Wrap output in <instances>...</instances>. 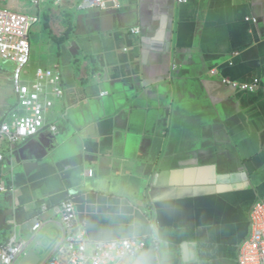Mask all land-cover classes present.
Masks as SVG:
<instances>
[{
    "label": "crops",
    "instance_id": "obj_1",
    "mask_svg": "<svg viewBox=\"0 0 264 264\" xmlns=\"http://www.w3.org/2000/svg\"><path fill=\"white\" fill-rule=\"evenodd\" d=\"M80 1L10 6L43 20L39 42L61 44L54 60L38 45L31 71L59 65L66 94L49 114L56 135L4 146L0 245L31 240L37 220L61 221L42 206L72 195L90 239L149 240L126 264H238L264 201V0H119L105 10ZM49 4L65 9L62 38ZM10 68L0 71V125L17 107ZM62 239L48 225L31 264Z\"/></svg>",
    "mask_w": 264,
    "mask_h": 264
},
{
    "label": "built area",
    "instance_id": "obj_2",
    "mask_svg": "<svg viewBox=\"0 0 264 264\" xmlns=\"http://www.w3.org/2000/svg\"><path fill=\"white\" fill-rule=\"evenodd\" d=\"M24 0H0V3L10 2L9 7L0 8V60L14 65L11 83L17 99V107L12 115L0 125V164L6 159L4 146L11 149L44 130L53 135L58 132V126L49 122V114L57 101L66 94L63 84V73L59 65L49 68H32V45L30 36L34 26L41 22L37 15H27L14 10L13 4ZM34 6H39L41 0H31ZM57 5L72 3L74 0H53ZM178 3H188L189 0H177ZM82 10L119 8V0H81ZM249 19H252L249 17ZM257 22L258 20L254 18ZM141 33V29H133ZM217 70L212 74H216ZM244 91H253L257 86L235 83ZM88 176L96 175L94 169H89ZM42 211H53L61 221L51 218L46 221L37 220L33 227L31 240L18 239L16 235L0 245V264H19L28 253L32 240L48 225H59L63 231V239L52 256L42 264H125L129 258H137L150 247L149 240L144 238L124 239L109 242L94 241L79 224V214L74 196L50 208L43 204ZM252 233L240 247L238 264H264V201L255 204L250 214ZM154 246L158 245L157 232L153 234Z\"/></svg>",
    "mask_w": 264,
    "mask_h": 264
},
{
    "label": "rangeland",
    "instance_id": "obj_3",
    "mask_svg": "<svg viewBox=\"0 0 264 264\" xmlns=\"http://www.w3.org/2000/svg\"><path fill=\"white\" fill-rule=\"evenodd\" d=\"M10 5V2H7V3H0V8H7L9 7ZM25 6V4H21V8L23 9V7ZM46 8L48 10H46ZM43 11L45 13L48 12V14H52V20H53V23L56 27H60L62 28V32L61 33H57L55 34L58 38H62L63 36H65V9H63L61 6H56L54 4H49L47 7H46ZM22 12V10H21ZM52 12V13H51ZM42 25H43V20L41 22V24H38L36 26H34L33 28V32L30 36V42H31V45H32V65H33V62L35 60V50L37 48L38 45H43V47L45 49H48L49 53L51 54L50 58H52L53 60L58 58V51L61 47V44H55L52 42V40H45V39H41V42H39L40 40V32L39 30H41L42 28ZM67 38V37H66ZM51 63H49L50 65ZM10 65L11 64H8L6 62H0V71L1 72H10ZM8 90V88H7ZM11 103H14V98L12 97L11 98ZM8 110V108H7ZM6 110V111H7ZM6 113V112H4ZM4 113H1L0 112V115L4 114ZM124 263L126 264V261H124Z\"/></svg>",
    "mask_w": 264,
    "mask_h": 264
},
{
    "label": "water",
    "instance_id": "obj_4",
    "mask_svg": "<svg viewBox=\"0 0 264 264\" xmlns=\"http://www.w3.org/2000/svg\"><path fill=\"white\" fill-rule=\"evenodd\" d=\"M31 259H32V254L31 253H27L23 257V261L21 262V264H31V262H30Z\"/></svg>",
    "mask_w": 264,
    "mask_h": 264
},
{
    "label": "trees",
    "instance_id": "obj_5",
    "mask_svg": "<svg viewBox=\"0 0 264 264\" xmlns=\"http://www.w3.org/2000/svg\"><path fill=\"white\" fill-rule=\"evenodd\" d=\"M65 41H67V39H66V38H65V39L63 38V39L61 40V42H65Z\"/></svg>",
    "mask_w": 264,
    "mask_h": 264
}]
</instances>
